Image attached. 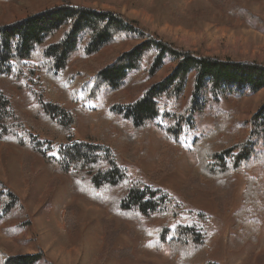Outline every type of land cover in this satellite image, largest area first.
Masks as SVG:
<instances>
[{"label":"trees","instance_id":"trees-1","mask_svg":"<svg viewBox=\"0 0 264 264\" xmlns=\"http://www.w3.org/2000/svg\"><path fill=\"white\" fill-rule=\"evenodd\" d=\"M51 8L0 25V142L2 164L10 146L22 150V174L31 186L40 158L51 172L50 185L68 177L75 193L106 211L110 222L121 218L135 224L134 236L145 249L171 252L170 264H217L211 259L213 239L196 227L182 224L185 212L169 193L143 182H132L112 150L92 138L75 139L76 114L104 98L96 111L109 121L129 123V143L156 126L163 134L157 174L170 172L173 162L161 159L167 149L181 148L208 114L212 126L192 138L196 164L189 186L214 197L219 208L231 201L236 175L244 173L242 207L234 214L230 248L239 250L257 239L264 220V100L247 121L225 111L223 100L242 99L264 91V64L221 59L176 47L151 34L122 14L51 0ZM241 18L254 16L241 9ZM133 46L105 67L91 71L73 68L79 55L87 60L106 48ZM166 76L152 82L160 73ZM31 75L36 90L16 98L3 91L4 82L27 92L23 78ZM189 98L184 103L187 89ZM131 100H112L124 90ZM74 109V110H73ZM95 110V109H94ZM192 135V134H191ZM58 148L57 156L51 152ZM261 169L259 175L251 173ZM64 221L67 224L69 211ZM25 202L0 179V229L13 238L31 225ZM0 264H48L44 254L6 253ZM51 264V263H49Z\"/></svg>","mask_w":264,"mask_h":264},{"label":"rangeland","instance_id":"rangeland-1","mask_svg":"<svg viewBox=\"0 0 264 264\" xmlns=\"http://www.w3.org/2000/svg\"><path fill=\"white\" fill-rule=\"evenodd\" d=\"M75 5L98 10L113 11L135 21L145 31L178 48L221 59L264 64V0H68ZM51 0H0V25L9 24L27 15L51 8ZM248 10L254 18H241L240 10ZM126 47L106 48L99 54L83 60L77 55L72 67L85 66L91 71L101 69L114 60ZM160 73L152 82L166 76ZM27 92L4 82L2 90L16 98L26 96L37 86L32 76L23 78ZM191 87L186 91L184 103ZM126 89L112 100L128 98ZM264 91L242 99L223 100L221 106L240 121H247L259 109ZM104 98L80 108L76 114L74 137L84 141L92 138L104 142L112 150L117 165L124 169L132 182L141 181L154 189L169 193L185 214L180 223L196 227L207 237H214L211 259L217 264H264V220L257 236L241 248H230L233 239L234 214L241 209L246 185L245 174L236 175V187L231 201L219 208L214 197L198 186H189L188 178L195 167L191 151L192 138L208 132L211 115L199 122L198 128L184 138L181 148L167 149L162 162L169 164L179 158L170 172L157 174L160 151L164 148L163 134L156 126L143 130L131 139L124 138L133 132L129 123L109 121L98 113ZM95 109V110H94ZM74 110V109H73ZM58 148L51 152L57 156ZM22 150L10 146L6 151V164H2L0 142V179L26 204L27 219L31 225L23 233L9 238L0 229V247L6 253L36 254L42 252L51 264H170L168 249H145L134 236L136 226L121 218L110 222L106 211L88 198L77 195L68 177H59L51 185V172L38 158L33 164L37 173L31 186L22 174ZM263 177H264V170ZM261 169L253 171L259 175ZM69 211L67 224L64 221Z\"/></svg>","mask_w":264,"mask_h":264}]
</instances>
